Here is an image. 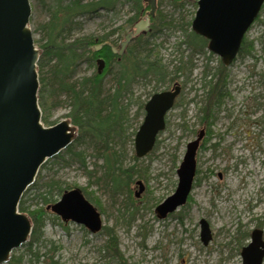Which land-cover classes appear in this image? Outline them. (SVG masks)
Here are the masks:
<instances>
[{"label":"rangeland","instance_id":"rangeland-1","mask_svg":"<svg viewBox=\"0 0 264 264\" xmlns=\"http://www.w3.org/2000/svg\"><path fill=\"white\" fill-rule=\"evenodd\" d=\"M197 1L174 4L172 0H157L154 25L157 16H162L166 25L145 35L143 41L147 42L146 51L160 60L166 73L165 82L138 78L120 100V105L128 110L121 165L123 169L134 167L145 171V175L134 177L127 187L114 192L96 147L75 139L40 168L35 182L25 192L23 200L27 209L30 212L45 209L46 216L40 239L30 245V237L26 244L12 252L11 258H21L20 264H49L51 261L56 264H118L105 256L103 246L107 237L104 233L91 234L83 226L64 223L46 209L59 201L61 188L87 191L91 201L83 196L100 213L102 227L112 229L126 264H242L240 252L250 239L241 236L260 230L264 240V4L244 36L246 42H251V53L237 55L233 63L225 67L226 96L219 107L214 108L209 122L210 136L205 133L197 150L190 200L164 219H158L155 213V208L175 191L176 170L186 145L208 124L201 123L200 114L207 101L208 87L204 89V86L216 81L204 75L215 73L221 64L219 56L207 48L202 53H194L183 44L192 32ZM68 2L29 0V27L41 55L40 47L47 41L52 11L58 3ZM141 5L145 11L146 4L141 1ZM133 13L128 0H118L111 11L100 9L92 15L80 14L74 20L76 28L62 35L63 43L70 44L87 36L102 37L116 29L112 33L115 40L128 29L126 22ZM118 28L124 30L117 31ZM84 50L88 49L79 50L82 58L68 70L69 83L80 82L95 73L93 63L83 62L89 55L83 56ZM42 63L38 76L48 79L55 60L44 57ZM119 63L108 72L103 70L105 95H111L116 87V77L122 69ZM175 83L180 85L181 92L166 115L164 131L157 136L148 155L136 158L134 137L144 116L139 106ZM42 95L43 106H39L45 126L62 119L71 122L67 117L68 97L60 93L54 82ZM76 130L77 138V127ZM77 153L84 156V166L74 156ZM139 182L142 191L135 197ZM44 198L55 203L45 204ZM93 200H98L99 206ZM202 219L211 232L206 246L200 241L199 221ZM36 253L38 259L33 256Z\"/></svg>","mask_w":264,"mask_h":264},{"label":"water","instance_id":"water-1","mask_svg":"<svg viewBox=\"0 0 264 264\" xmlns=\"http://www.w3.org/2000/svg\"><path fill=\"white\" fill-rule=\"evenodd\" d=\"M153 15L157 0H143ZM264 0H198L192 32L207 40V50L219 56L229 67L237 57L245 34L261 10ZM29 0H0V264H8L12 252L26 244L33 223L19 211L20 201L35 182L40 168L67 149L76 139V126L68 119L45 126L38 103V61L41 50L34 43L29 21ZM142 29L149 31L147 24ZM127 34L119 54L131 41ZM104 70L97 60V73ZM180 86L171 91L153 94L144 105V117L134 137L135 157L148 155L157 136L165 128V116L172 109ZM201 130L186 145L176 170L174 193L155 208L158 219H164L184 206L191 193L196 174L195 156L203 138ZM139 184V195L142 186ZM47 210L64 223L83 226L91 234L101 230L102 220L97 209L85 199L78 188L66 190L59 201ZM200 241L206 246L211 240L209 225L199 221ZM242 264H262L264 240L262 231L254 230L250 242L241 249Z\"/></svg>","mask_w":264,"mask_h":264},{"label":"trees","instance_id":"trees-1","mask_svg":"<svg viewBox=\"0 0 264 264\" xmlns=\"http://www.w3.org/2000/svg\"><path fill=\"white\" fill-rule=\"evenodd\" d=\"M59 1V0H58ZM118 0H96L88 3H83L82 0H69L65 5L58 3L54 11L51 13V21L49 23L48 38L42 49V55L38 61V70L43 67V59L47 58L49 61L55 60L54 65L50 70V77H40L38 91L39 105L43 106V92L49 85L57 86L60 93L68 97L70 103V111L67 115L71 119L74 126L78 128L79 134L76 142H90L96 147L97 156L103 160V168L105 174L111 182L114 192H120L122 188L127 187L134 177H141L145 175V171L134 169V167L123 169L121 165V147L125 142L126 125L128 123V110L120 105V100L124 93L129 91L130 85L133 81L140 78L142 80L154 79L156 83H164L166 73L157 57L146 51L147 42L144 38H139L135 45L128 49L127 55L121 59L122 69L116 77V87L111 95H105L102 90V75L93 74L90 77L83 78L80 82L69 83L68 70L75 64L77 60L82 58L79 50H84L83 56L88 55V62L94 61L97 57H110L111 53L108 47H101L99 44L105 40L106 36L102 37H84L71 42L70 44L63 43L64 33L69 34L76 28L75 18L80 14H95L100 9L111 11L114 9ZM131 3V8L134 16L128 21V25L139 16L140 11L143 10L141 5L142 0H128ZM185 0H172L174 4L182 3ZM177 6H181L177 5ZM257 19V18H256ZM157 24L153 30H160L166 24L163 22L162 16H157ZM194 53H202L207 48V40L191 32L186 40L183 41ZM251 42H246L245 37L242 41L239 54L251 53ZM92 49V50H91ZM87 51V53H86ZM121 63H119L121 65ZM227 69L219 64L215 73H205L204 77L215 79V83L204 86L208 87L206 91V106L200 110L201 123L208 122L205 133L209 137V127L211 124L213 110L218 108L220 101L226 96L227 87ZM144 105L139 106V111L143 112ZM45 121L46 119L43 118ZM53 125V124H52ZM164 131V130H163ZM162 131V132H163ZM160 132V133H162ZM159 133V134H160ZM158 134V135H159ZM127 138V137H126ZM157 142V140H156ZM155 146V145H154ZM74 156L79 163L84 166V156L77 153ZM135 158V157H134ZM136 159V158H135ZM66 190V188H65ZM59 195L63 194L64 189H59ZM83 195L89 200L90 196L87 191L82 190ZM136 197V195H135ZM190 198H188V201ZM45 204L51 201L44 198ZM94 204L99 206L98 200H93ZM19 211L26 213L31 218L33 229L31 233L30 245L33 241L39 240L41 236V229L46 216L45 209L36 211H29L25 206L23 197L19 204ZM107 237L103 249H105V256L111 260H116L118 264H126L121 257L118 249L117 238L112 229L102 227L100 230ZM250 234H243L241 237L248 239ZM54 250V248L52 249ZM36 259L39 258L38 253L33 255ZM21 258H11L8 264H20ZM49 264H56L50 262Z\"/></svg>","mask_w":264,"mask_h":264},{"label":"flooded vegetation","instance_id":"flooded-vegetation-1","mask_svg":"<svg viewBox=\"0 0 264 264\" xmlns=\"http://www.w3.org/2000/svg\"><path fill=\"white\" fill-rule=\"evenodd\" d=\"M146 4V9H145V11L144 10H142V11H140V13H139V16L132 22V24L131 25H128V21L132 18H130V19H128L127 20V22H126V27L128 28L125 32H123V36L122 37H120V35H118V38L117 39H115V40H113L112 39V37H113V35H112V33L116 30H114V31H112V32H110V33H106L105 35H107L106 36V38H105V40L104 41H102L99 45V48H98V46H97V50H100V48L101 47H104V46H106V47H108V49H109V51H110V53H111V56L110 57H108V58H106V57H97L96 59H94V61H91V63H93L92 64V66H95V73L94 74H97V75H102V73L101 74H98L97 73V60H99V59H101V60H103V62H104V70H105V72H108V71H110V70H112V67H114V65H116L117 63H119V62H121V59L125 56V55H127V52H128V49L130 48V47H132V43H136L137 42V40L139 39V38H145V35H147V34H151L152 33V31H153V29H154V21H155V18H156V10H155V12H154V14L153 15H151L150 14V8H149V5L147 4V3H145ZM261 9H262V7H261ZM261 11V10H260ZM133 16H134V13H133ZM144 24H147V26H148V28H149V31H146V33H145V29H142V27L144 26ZM121 30H124V29H121V28H118L117 29V31H121ZM122 32V31H121ZM127 34H131L132 35V38H131V41L129 42V44H127V46L124 48V50H123V52H122V54L120 55L119 54V50H120V46H121V43L124 41V39H125V36L127 35ZM104 35V36H105ZM83 62L84 63H89L88 62V59L86 58H84L83 59ZM90 63V64H91ZM93 75V74H92ZM105 75V74H104ZM175 85H179L178 83H175V84H173V86L169 89V90H167V91H171L172 89H173V87L175 86ZM180 86V85H179ZM180 92H181V88H180ZM180 94V93H179ZM179 96V95H178ZM178 96L176 97V99H175V101H174V104H175V102H176V100H177V98H178ZM174 104H173V107H174ZM145 105V104H144ZM143 112H144V109H143ZM144 117V116H143ZM165 126H166V116H165ZM203 131H205V130H203ZM198 134V133H197ZM204 135H205V132H204ZM204 135H203V137H204ZM197 137V135L195 136V138ZM203 139V138H202ZM202 141V140H201ZM200 145H201V142H200ZM199 145V146H200ZM199 149V148H198ZM195 178V177H194ZM188 198H189V196H188ZM188 198H187V202H188ZM186 202V203H187ZM185 206V205H184ZM183 207V206H182ZM253 232V231H252ZM250 236H251V234H250ZM250 236H249V239H250ZM250 242V241H249ZM264 260V259H263ZM263 264V263H262Z\"/></svg>","mask_w":264,"mask_h":264}]
</instances>
